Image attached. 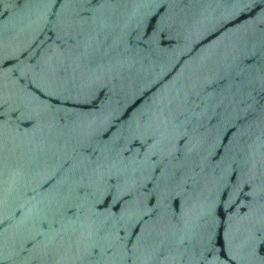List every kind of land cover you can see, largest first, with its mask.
I'll return each mask as SVG.
<instances>
[{
    "label": "water",
    "instance_id": "obj_1",
    "mask_svg": "<svg viewBox=\"0 0 264 264\" xmlns=\"http://www.w3.org/2000/svg\"><path fill=\"white\" fill-rule=\"evenodd\" d=\"M0 264H264V0H0Z\"/></svg>",
    "mask_w": 264,
    "mask_h": 264
},
{
    "label": "snow or ice",
    "instance_id": "obj_2",
    "mask_svg": "<svg viewBox=\"0 0 264 264\" xmlns=\"http://www.w3.org/2000/svg\"><path fill=\"white\" fill-rule=\"evenodd\" d=\"M209 254H210V255L212 254V250H209Z\"/></svg>",
    "mask_w": 264,
    "mask_h": 264
}]
</instances>
